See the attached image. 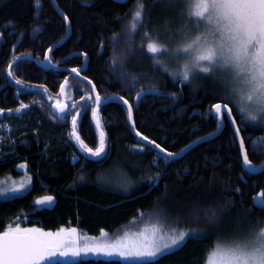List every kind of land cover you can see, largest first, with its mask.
<instances>
[{"label": "trees", "instance_id": "trees-1", "mask_svg": "<svg viewBox=\"0 0 264 264\" xmlns=\"http://www.w3.org/2000/svg\"><path fill=\"white\" fill-rule=\"evenodd\" d=\"M56 2L69 17L72 29L68 40L51 54L52 60L62 66L82 67L84 57L76 54L86 52L89 63L85 76L95 83L102 96L124 95L133 103L138 131L169 151L179 152L195 139L217 129L219 120L209 113L212 104L229 102L221 89L200 79L181 86L179 78L174 80L169 74L171 70L163 60L165 54L159 56L162 68L146 52L145 33L159 39L153 36L158 29H153L161 18L156 13L160 0ZM141 4L144 6L142 18L133 31L130 22ZM0 32L4 34L0 37V108L15 110L19 106L15 87L9 85L11 82L6 76L12 53L36 55L40 52L44 56L47 48L66 35L67 27L51 0H0ZM113 59L117 60V67L121 63L123 71L145 81V87L150 82L153 94L142 96L137 103L134 93L139 89H129L119 82L111 63ZM16 75L30 85L44 81L48 91L45 95L33 88L31 93L35 99L31 94L20 96L29 104V109L23 113L5 112L0 117V124L4 126L0 131L4 139L0 149L3 157L0 179L20 175L19 162H25L33 175V185L27 193L0 200V232L16 223L47 231L63 226L76 227L81 236L97 239H104L103 229L107 239L113 240L149 224L165 230H195L203 235L189 237L156 264H206L219 236L232 238L241 230L264 227V210L257 209L252 202L256 194L264 191V171L251 174L243 168L241 150L226 115L225 126L216 138L165 164L155 158L154 149L140 153L133 147L139 141L132 134L126 111L119 103L104 105L100 112L109 158L102 164L80 160L73 165L71 157L82 154L67 136L71 131L70 118L53 120L55 111L51 107L57 99H63L59 87L64 79L56 78L67 74L43 70L34 62H26L20 64ZM81 93L85 94L83 90ZM230 106L241 127L249 159L254 165L262 164L264 127L244 121L237 106ZM78 131L90 147L98 146V132L90 110L82 113ZM81 170L83 182L77 176ZM113 170L117 171L115 177L121 175L118 184H114L110 173ZM157 174L158 184L150 187L149 183H142V178ZM73 184L77 185L75 189L70 187ZM42 195L54 196L53 205L35 206L34 201ZM212 212L216 216L210 221L207 216ZM66 264L141 262L89 257Z\"/></svg>", "mask_w": 264, "mask_h": 264}, {"label": "snow or ice", "instance_id": "snow-or-ice-1", "mask_svg": "<svg viewBox=\"0 0 264 264\" xmlns=\"http://www.w3.org/2000/svg\"><path fill=\"white\" fill-rule=\"evenodd\" d=\"M165 6L171 7L179 0H161ZM39 7V5H37ZM143 5H139L130 22L131 30L135 31L142 18ZM197 11L190 13V16L196 17L195 23L199 24L201 19L207 13L209 22L223 21L226 26L233 28L240 33L246 41L251 42L256 47V55L252 63L255 68L247 73L240 72L228 84H225L227 89L224 99L228 103H215L211 105L212 112L209 115H214L220 121H223L225 115L228 121L233 125L234 132L239 138V145L243 151V164L249 172H255L252 167V161L248 157L245 150L244 138L240 136L241 127L237 126L236 117L233 113V107L230 104L237 106L239 113L244 121L264 122V0H239V3H234L233 0H198ZM204 11H200V9ZM240 8L243 11L225 12L224 9ZM63 20L70 24V19L67 15H63ZM0 32V37H3ZM148 39L146 52L150 54V59L155 65L160 67L159 56L165 53V49L159 44L158 38L153 39L148 33H145ZM57 41L59 46L62 43ZM243 42V41H242ZM15 46H13V51ZM102 50V49H101ZM53 48H47L44 59L32 57L31 54L25 56L13 55L11 61L7 64L6 76L8 80L17 87V98L21 94V90L25 94L31 93L33 88H39L46 95L47 87L41 85H30L24 80L17 78V71L21 63L33 62L38 63L43 70L66 71L74 74L77 78V84L80 80L83 69L80 67H72L70 69H60L59 65L53 63L51 53ZM84 58H87V53H82ZM211 52L205 54L194 55L191 67L185 64L181 71H170L164 68V71L169 72L175 80L179 78L180 85L185 82L190 83L195 79L197 74H205L209 76L208 69L202 66L205 60H211ZM115 69V75L120 83L127 85L129 89L138 88L134 93V99L137 103L140 102L142 96L153 94L154 89L149 82L145 87V81L139 77L122 70V64L117 67V60L111 61ZM15 66V67H14ZM163 68V67H162ZM195 70V71H194ZM91 86V91H86L80 97L79 107L77 104L72 105L73 110H69V105L57 99L51 107L55 110L52 119L66 121L70 118L71 131L68 136L74 142V146L79 149L82 154L79 157L73 155L71 157L73 165L80 160L85 163L92 161L97 164H102L110 156V150L107 149V135L104 131V125L101 117V107L103 105L119 103L126 111L127 121L134 135L139 142L133 147L140 153L152 152L155 149V158L162 160L165 164L182 157L184 153L190 151L193 144H189L186 148H182L179 152L169 151L168 148L162 147L156 140L150 139L140 131L136 130V121L134 119V105L129 102L124 95H105L97 90L87 76L82 77ZM69 84V79L66 76L59 87L60 96L66 97V85ZM51 100V97H48ZM19 106L15 110L0 108V117L5 112L23 113L29 109V104L22 100L18 101ZM35 103V101H34ZM41 107L43 105L41 104ZM90 110L91 119L94 121V127L98 132V146L90 147L81 137L78 131V120L82 113H87ZM0 127H3L0 125ZM220 131L218 124L216 132L211 133V136L217 135ZM209 139L208 136L201 137L199 141L194 143L199 144ZM143 142H147L146 144ZM19 168L26 169L27 164H20ZM81 182L84 181L83 170L77 173ZM159 174L142 178V183H149L150 187L153 184H158ZM32 185V178L25 174L19 181H0V197H19L27 192ZM75 189L77 185H70ZM127 191V188H125ZM238 191V190H237ZM261 198H264V191L259 193ZM55 202V197L52 195H42L34 201L35 206L41 208L50 207ZM264 206V199L261 200ZM215 212L209 213L207 218L212 221L215 219ZM101 236L104 239L94 237H83L76 227L65 228L60 227L55 231H45L38 227H21L19 223L15 226H8L6 230L0 232V264H52V261L57 257L67 258H82L88 256L95 257H119L122 260H135L141 264H156V262L168 255L171 251L177 249L185 240L186 237H198L199 233L195 230L184 231L175 228L165 231L156 224H149L142 230L136 232H125L122 236L113 240L107 239V232L101 229ZM208 264H264V227L259 230H252L244 237H237L231 241L218 242L208 258Z\"/></svg>", "mask_w": 264, "mask_h": 264}, {"label": "rangeland", "instance_id": "rangeland-1", "mask_svg": "<svg viewBox=\"0 0 264 264\" xmlns=\"http://www.w3.org/2000/svg\"><path fill=\"white\" fill-rule=\"evenodd\" d=\"M233 2L239 3V0H233ZM160 3H161L159 6L160 9L159 8L156 9V13L161 16L160 22L155 24V29H153V31L158 29V33L157 34L152 33V34L153 36L159 37L158 42L163 47V49H165V53H164L165 55L163 60L165 61L167 68H169L171 71L179 72L181 71V69L185 64H188L191 67L194 55L197 54L206 55L207 53L211 52L212 59L205 60L202 62V66L208 69L209 76L205 74H197L194 81H198V79H200L212 83L218 89H221V94L226 95L227 89L225 87V84L230 83L238 73L240 72L247 73L255 68V65L252 63V60L256 55V51H257L256 47L251 42L246 41L245 38L240 33L235 31L233 28L226 26L223 21H215V18L213 19V22H209L207 18V13H205L204 18L201 19V22L199 24L194 22L196 17L190 16V13H194L195 11H197L196 6L198 0H179L178 3H175L171 7L165 6L164 3L161 2V0ZM200 11L203 12L204 9L201 8ZM223 11L239 12V11H243V9L240 8L224 9ZM261 56L264 57V54H261ZM252 123L264 127V122H261L259 120L257 122H252ZM3 129L4 126L0 127V131H3ZM3 143H4V139L2 138V136H0V149ZM2 159L3 157L0 156V160ZM20 164L22 163H19V165ZM19 165L17 169L18 171H20V175L18 176L9 175L7 177L1 178L0 181H19L25 176V174H27L28 176H31L32 185H33L32 173L28 170V168L26 169L19 168ZM110 173L113 176V181L115 180L114 184H118L121 182L122 179L120 177L121 175H119V178L114 176V174L117 173L116 170H113ZM32 185L30 186V188L32 187ZM25 193H23L22 195H24ZM10 198L13 197L11 196L0 197V200H6ZM27 227H37V226H27ZM184 231H191V230H184ZM251 231H252L251 229L241 230L239 233L234 234L232 238L219 236L213 248L211 249L209 255L214 250L218 242L222 243L225 241H231L232 239L237 237H244L248 235ZM196 232L199 233V236L203 235L199 231ZM83 237L84 236H82L81 242H83ZM188 238L189 237H186V240ZM89 257L103 258V259H119L121 261H126V262H139L135 260H122L119 257L108 258L103 256L101 257L88 256L82 258H89ZM82 258H73L71 256L67 258L57 257L52 261V264H57V263L66 264V263L78 261L79 259ZM206 264H208V259Z\"/></svg>", "mask_w": 264, "mask_h": 264}, {"label": "water", "instance_id": "water-1", "mask_svg": "<svg viewBox=\"0 0 264 264\" xmlns=\"http://www.w3.org/2000/svg\"><path fill=\"white\" fill-rule=\"evenodd\" d=\"M51 2H52V5H53V7L55 8V10L57 11V13L63 18V15H65L63 12H62V10L59 8V6H58V4H57V2H56V0H51ZM66 23V22H65ZM66 27H67V33H66V36H63L62 38H63V40H62V43L58 46L57 45V43H55V44H53L51 47L53 48V51L56 49V48H58V47H60L61 45H63L67 40H68V38L70 37V35H71V24H67L66 23ZM61 38V39H62ZM61 39L59 40V41H61ZM20 41H21V37H20V39L18 40V42L16 43V45H15V49H16V47L18 46V44L20 43ZM14 52V51H13ZM77 56H82V52H79V53H77L76 54ZM88 63H89V58H88V56H87V58H84V60H83V65H82V67H80V68H82L83 69V71H82V73L83 72H85L86 70H87V67H88ZM40 66V65H39ZM41 67V66H40ZM60 69H65L64 67H60ZM67 69H70V68H67ZM61 71H63V70H61ZM66 72V71H65ZM68 73H70V72H68ZM73 76H74V74H72ZM82 77H83V75L81 74V77H80V80L81 81H83L82 80ZM83 82H85L86 84H88L86 81H83ZM89 85V84H88ZM89 87L91 88V86L89 85ZM117 96H119V95H117ZM64 102V101H63ZM220 103H224V102H220ZM104 106V105H103ZM211 112H212V109L210 110ZM237 122V121H236ZM231 124V123H230ZM130 125V124H129ZM219 125H220V131L217 133V135H215V136H211L210 134L211 133H213V132H216V130H214L213 132H211V133H209V134H207V135H204V136H208L209 137V139L208 140H211V139H213V138H216L221 132H222V130H223V128H224V126H225V119H223V121H220L219 120ZM231 126H232V129H233V131H234V127H233V125L231 124ZM237 126H238V124H237ZM130 129H131V126H130ZM137 130V129H136ZM131 132H132V134L134 135V131L131 129ZM235 133V132H234ZM204 136H201V137H204ZM235 136H236V134H235ZM240 136H242L241 135V133H240ZM134 137L138 140V138L134 135ZM201 137H199V138H197V139H195L193 142H191L190 144H193V147L192 148H194V147H196L197 145H199V144H196V143H194V142H196V141H199L200 140V138ZM236 138H237V141H238V144H239V138L236 136ZM139 141V140H138ZM143 143H147V142H143ZM203 143V142H202ZM189 145V144H188ZM188 145H186L184 148H186ZM239 147H240V145H239ZM155 150V149H154ZM240 150H241V154H242V161H243V151H242V149L240 148ZM245 150H246V148H245ZM188 152V151H187ZM186 152V153H187ZM185 154V153H184ZM184 154L182 155V157L184 156ZM182 157H178L177 159H180V158H182ZM252 167L253 168H255L256 169V171L255 172H249L248 171V169H247V167L243 164V168L248 172V173H251V174H260V173H262L263 171H264V162L262 163V164H260V165H254L253 163H252ZM261 192V191H260ZM259 192V193H260ZM259 193L258 194H256L254 197H253V200H252V202H253V206L254 207H256L257 209H261V210H264V206H262V204H261V200L262 199H264V198H261L260 196H259Z\"/></svg>", "mask_w": 264, "mask_h": 264}, {"label": "flooded vegetation", "instance_id": "flooded-vegetation-1", "mask_svg": "<svg viewBox=\"0 0 264 264\" xmlns=\"http://www.w3.org/2000/svg\"><path fill=\"white\" fill-rule=\"evenodd\" d=\"M21 39H22V36H21ZM55 44V43H54ZM52 46V45H51ZM50 46V47H51ZM15 51V50H14ZM53 53V52H52ZM51 53V54H52ZM12 54H14V55H18V56H25L26 54L25 53H12ZM31 56L32 57H39V59L40 60H43L44 59V56H42V54L40 53V52H38V54H36V55H32L31 54ZM84 60V59H83ZM39 68H41L40 66H39V64L38 63H36L35 61H33ZM53 63H56V62H54L53 61ZM56 64H58V63H56ZM59 65V64H58ZM59 67H64V68H72V67H68V66H62V65H59ZM42 69V68H41ZM60 72H64L65 73V75L68 77V79H69V84L67 85V87H66V97H63V96H61V98H63L61 101L63 102H66L68 105H69V110H73L72 109V105L73 104H76L77 102H79V103H82V101H80V97H81V95H82V90L84 91V92H86V91H88V90H86V88L83 86V84H85L89 89H90V91H91V88L89 87V85L88 84H86L85 82H81L80 84H77V78L75 77V76H73L71 73H68V72H65V71H60ZM86 72V71H85ZM85 72H83L82 73V75L83 76H85ZM65 76V77H66ZM65 77H63V78H56V80H61V79H64ZM20 79H23V78H20ZM41 84H43V85H45L46 86V84H45V82L43 81L42 83H38V85H41ZM10 86H12L13 87V85H14V87L15 88H13V89H15V94H16V89H17V87L18 86H16L15 84H13V83H11V84H9ZM37 89H39V88H37ZM36 89V90H37ZM41 89H39V91H40ZM74 90H75V93H74ZM25 93L23 92V90H21V94L19 95V97L17 98V95H15V97H16V99H17V102L18 101H20V100H22L21 99V97L20 96H23ZM28 94H31V97H34L35 96V94H33V93H28ZM80 95V96H79ZM84 95V94H83ZM34 99H35V97H34ZM38 101L37 102H40V104H41V101L39 100V99H37ZM19 104V103H18ZM1 105V104H0ZM2 106V105H1ZM55 111V110H54ZM53 117V116H52ZM8 118V117H7ZM59 119H56V121H58ZM19 163H25V162H19ZM26 164V163H25ZM19 165V164H18ZM18 167V166H17ZM28 168V167H27ZM18 170V169H17Z\"/></svg>", "mask_w": 264, "mask_h": 264}, {"label": "bare ground", "instance_id": "bare-ground-1", "mask_svg": "<svg viewBox=\"0 0 264 264\" xmlns=\"http://www.w3.org/2000/svg\"><path fill=\"white\" fill-rule=\"evenodd\" d=\"M67 33V32H66ZM66 36V35H65Z\"/></svg>", "mask_w": 264, "mask_h": 264}]
</instances>
